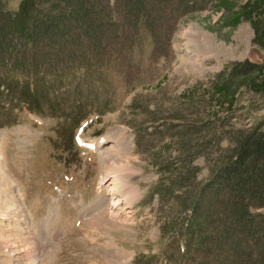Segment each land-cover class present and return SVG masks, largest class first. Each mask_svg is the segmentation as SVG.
I'll list each match as a JSON object with an SVG mask.
<instances>
[{
  "label": "rangeland",
  "instance_id": "rangeland-1",
  "mask_svg": "<svg viewBox=\"0 0 264 264\" xmlns=\"http://www.w3.org/2000/svg\"><path fill=\"white\" fill-rule=\"evenodd\" d=\"M3 1L15 14L24 0ZM141 1L167 24L176 18L168 49L153 52L140 27L130 53V25H121L132 12H125L107 40L74 36L76 24L67 22L65 35L33 53L70 68L75 62L69 57L87 56L97 41L115 59L92 67L91 75L41 79L45 84L23 88L24 78L0 71V264L249 259L255 236L249 233H230L240 242L236 255L210 244L199 248L195 232L193 245L183 250L188 195L175 199L185 190L170 191L160 181L185 162L196 173L195 184L205 180L203 150L214 139L223 134L224 145L235 128L262 122L264 129V0ZM229 183L218 185L222 195L208 190L202 205L223 198ZM253 212L264 216V207Z\"/></svg>",
  "mask_w": 264,
  "mask_h": 264
},
{
  "label": "trees",
  "instance_id": "trees-1",
  "mask_svg": "<svg viewBox=\"0 0 264 264\" xmlns=\"http://www.w3.org/2000/svg\"><path fill=\"white\" fill-rule=\"evenodd\" d=\"M91 5L99 7L95 9ZM147 5L141 0H125L122 4L120 0H24L20 10L12 14L5 9V2L0 0V71L7 77L24 78L23 82L26 85L23 88H28V85L32 83L43 84L41 79L75 74L91 75L92 67L105 66L107 64L105 60L113 58L107 57V51L101 49L97 41L91 42L93 45L90 49L86 48L87 56L69 57V62L71 60L75 62L74 66L70 63L72 65L70 68L64 67L67 62L62 59H55L53 62L44 61L42 57L34 56L33 53L38 47H44V43L53 42L58 35H65L67 22L76 24L71 29L74 36H84L88 39L100 35L107 40L109 36L114 35L113 31L119 28V23H124L122 15L125 12L127 15L132 12L129 22L121 25L125 29L129 27L127 25H130L131 30L125 40V46L127 42L129 43L130 53L134 51L140 27L147 31L153 52L168 49L176 18L173 19V24H167L157 15L155 8ZM29 6H32V9L28 14ZM94 16L99 17L97 23H94ZM123 29L121 27V34L124 33ZM18 53L24 57L37 58L24 59L21 55V58L17 60ZM45 64L48 65L47 69ZM241 65L248 69L253 68L248 63ZM64 71L72 74L68 75ZM246 71L250 70L244 72ZM11 84L16 85L17 82ZM34 91L32 90L28 96L34 95L36 93ZM127 124L132 128L135 127L132 123ZM262 124L259 122L248 129L231 130L234 137L231 141L226 140L224 145L221 144V141L225 139L223 134L214 139L213 143L205 148L207 150H203L205 156L202 154L209 162L208 177L205 180L195 184L196 173L192 171L193 167L185 162V166L178 167L179 172H172L169 174L170 177L167 176L160 181L170 191L175 188L185 190V192L175 190V199H182L183 193L188 195L185 198L188 202L185 207L190 212L187 221L189 230L182 241L183 250L187 251L193 245L191 243L194 241L193 233L195 232L199 248L200 246L205 248V245L210 244L221 252L226 248L228 254L236 255L238 251L236 245L240 242L237 239L234 241L230 233L255 235L254 238L251 235L247 261L219 260L216 256L213 263V259H206L197 264H264V216L253 212L257 208L264 207V129L261 128ZM208 134L209 132L203 138ZM199 145L206 146L205 142ZM208 153L209 157H207ZM220 183H229L227 184L228 192L223 198L217 197L213 203L209 202L203 206L208 190H211L214 197L219 193L222 195V189L218 186ZM214 204L216 207H213ZM205 215L207 219L204 218ZM199 219H203V222ZM209 222L212 223L211 227ZM215 224L219 226L216 228ZM210 229H212L211 232ZM189 260L185 264H193Z\"/></svg>",
  "mask_w": 264,
  "mask_h": 264
},
{
  "label": "bare ground",
  "instance_id": "bare-ground-1",
  "mask_svg": "<svg viewBox=\"0 0 264 264\" xmlns=\"http://www.w3.org/2000/svg\"><path fill=\"white\" fill-rule=\"evenodd\" d=\"M113 180V179H112ZM93 221V220H92Z\"/></svg>",
  "mask_w": 264,
  "mask_h": 264
}]
</instances>
